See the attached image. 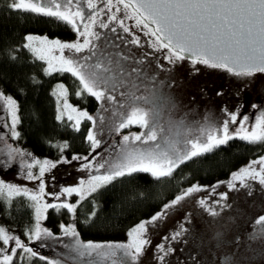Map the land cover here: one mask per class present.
<instances>
[{"label":"snow or ice","instance_id":"snow-or-ice-1","mask_svg":"<svg viewBox=\"0 0 264 264\" xmlns=\"http://www.w3.org/2000/svg\"><path fill=\"white\" fill-rule=\"evenodd\" d=\"M81 3L82 0H9L8 7L13 11L30 12L67 23L83 38L82 43L79 40L77 42H61L58 39L50 41L52 46L47 49V52L51 59H47L46 74L51 75L53 71L69 72L78 78L82 91L90 94L98 102L111 104L113 111L109 113L107 125L104 124L103 115L94 118L87 111L72 107L67 102L63 105L91 122L85 137L90 145V153L100 147L101 140L97 136L102 134L105 127L119 134L126 127L135 124L145 131L132 137L123 135V143L116 148L117 155L103 162L97 161L96 156L90 158V155L81 154H73L70 159L61 155L55 162L49 159L41 161L33 157L29 162L25 157H32L30 152L26 153L11 145L6 152H0V168H10L19 158L25 179L39 181L37 194L29 197L33 202L35 222L30 231L25 233L28 243L21 240L19 235L13 234L11 229L6 230L5 227L0 226V264L22 262L25 253L36 256L37 253L30 246L34 240H41L42 237L61 239L47 227L41 226V216L47 209L57 212L64 209L75 214L78 205L68 200V197L73 194L77 195L79 201L83 199L84 191L89 194L94 193L98 188L110 184L116 178L132 176L136 173H147L153 179L171 177L174 170L181 164L193 157L208 153L215 147L224 146L233 138H240L249 143L264 141V113H261L252 130L249 131L244 125L249 117L247 115L241 117L239 109L226 113L227 118L220 124H215L210 119L208 124L200 128V131L204 133L203 139L194 140L189 138V135L183 134L171 136L169 129L163 124L164 116H168V122L173 131L188 128L186 117L179 121L173 120L168 111L161 112L158 106L153 108L154 102L141 94L144 92V86L149 83L155 85L154 94L162 91L164 85L155 79V73L151 72L144 62L130 59L128 54L116 49L114 44L110 49L107 46L111 43L110 40H105L98 33L89 30L95 23L96 15L103 10L108 13V19L107 22H101V28L107 29L110 23L116 22L124 33H128L129 28L125 25V20H134L136 26L148 30V33L154 37L153 47L168 50L167 59L170 63L173 58L175 60L190 58L194 65L201 63L212 68L225 69L237 77H252L257 73L264 74V0H115V4L113 0H101L102 7H98L93 0H87L88 9L92 10L89 15H85ZM114 12H123V18L112 14ZM110 31L116 33V27L113 26ZM93 36L95 41L91 39ZM39 39L33 34H26L23 48L39 52L40 50L34 49L30 43ZM44 39L48 38L44 37ZM132 42L138 43V40L134 39ZM65 49L75 54L82 53L85 49L88 51L82 56L73 55L71 58H65L63 55ZM57 54L59 66L52 63V60L57 58ZM38 58L46 60L43 54ZM168 83L171 84V82ZM57 87L59 91L54 92L53 95L64 98L65 85L59 84ZM76 94L80 95L79 92ZM0 99L7 101L6 108L9 114L8 122L0 123V126L11 129L10 137L18 139L20 136L19 131L16 130L20 123L18 102L11 95L6 96L2 90H0ZM253 107L256 106L253 105ZM102 111L106 110L102 109ZM78 116L74 117L71 114L66 116V119L71 122L70 127L75 131L80 130L81 120ZM64 119L63 112L58 114V121L63 122ZM230 124L237 125L243 134L235 129L230 132ZM217 132L219 135L216 134ZM58 147L63 153L69 145L65 141ZM72 162H77L80 170L88 173L87 180L80 178L79 186L63 187L59 194L48 193L52 202L41 204V194L46 188L45 173L60 163ZM257 163L264 165V157L250 162L247 168L233 173L231 181H242L241 172L246 173L251 170L255 172L252 179L260 176V183L264 184V174H262L264 167L259 170L251 168L252 164ZM37 166H39L38 171L33 173L32 169ZM231 181L227 184L229 189L236 187ZM220 183L217 182V186ZM5 189L9 196L13 193L28 195L26 188L10 183L5 184L3 180H0V192ZM201 190L206 189L199 184L187 187L170 202L164 204L159 213L135 226L128 233L133 238L131 244L84 243L76 238L64 245L68 250V258L73 260L74 264H79V261L86 257L91 258L88 264H108L109 261L111 264H117L113 258L119 253L120 264H132V261L138 258L144 247L149 244L146 236L147 227L165 218L169 209ZM226 199L227 193L221 194L220 200ZM215 203L219 204V201ZM198 206L204 207L211 216L219 214L204 199L198 200ZM94 215L95 211L92 213V216ZM185 222L191 223V213H186ZM255 223L264 225V215L258 217ZM60 228L63 236L78 237L74 224L68 226L61 224ZM186 231L182 223L180 231L171 237H165L164 240H175ZM261 234L264 235V232ZM223 235L222 232L217 231L216 240L220 241ZM256 238V235H253L252 239ZM175 251V249L167 248L165 243L158 245V264H164L166 258ZM49 264L53 262L50 261ZM224 264H231V261L225 258Z\"/></svg>","mask_w":264,"mask_h":264},{"label":"rangeland","instance_id":"rangeland-1","mask_svg":"<svg viewBox=\"0 0 264 264\" xmlns=\"http://www.w3.org/2000/svg\"><path fill=\"white\" fill-rule=\"evenodd\" d=\"M93 3L100 4L99 7H102L101 0H93ZM113 3L115 4V0H113ZM82 7L85 15L91 11L87 7V0H82ZM112 14L121 18L124 15L123 12H114ZM107 19L108 13L101 10L96 15L95 23L90 26V32L94 31L103 39L110 40L111 43L107 45L110 49H112L114 44L116 49L124 54H128L130 59L144 62L150 71L155 73V79L163 84L164 87L162 91H157L154 94L153 87L155 85L149 83L144 86V92L141 94L147 96L153 102L155 101L161 112L168 111L173 120L179 121L186 117L188 128L173 131L169 125L168 116H164L163 124L169 129L171 136H175L177 131L178 135H189V138L194 140L197 138L203 139L204 133L200 131V128L208 124L210 119L215 124H220L222 120L227 118L226 113L234 112L237 109H239V115L241 117L244 115L249 117L248 121L244 122V125L245 129L251 131L261 113H264V74L257 73L252 77H237L225 69L212 68L201 63L194 65L191 59L187 61L190 64L189 68L186 67L188 65L185 66L183 63H176L174 67H167L160 58L150 53L146 44L136 45V43L132 42L133 36L129 33L130 31H134L131 26V23H133L131 19L125 20V25L129 28L128 33H124L121 26L116 22L110 23L107 29L101 28V22H107ZM113 26L116 27V33L110 31ZM35 36H38L40 39L33 40L30 43L34 49L40 50L39 52H34L37 56L41 54L45 55L46 64L47 59H51V56L47 52V49L52 46L49 43L50 41L58 39L61 42H77L78 40L81 43L83 42V38L77 32L71 39L43 35ZM44 37L48 39L45 40ZM91 39L95 41L94 36ZM87 51L85 49L84 52L75 54L71 50L65 49L63 55L65 58H71L73 55H85ZM58 60L59 56L57 54V58L52 60V63L59 66ZM181 68L184 69L182 70ZM170 77H172L173 81L168 85L167 80ZM59 84L65 85L66 93L64 98H59L54 95L57 104V116L61 112L64 113L65 117L68 114L74 117L78 116V113L72 112L71 108L63 107L64 103L67 102L72 107L83 111V109L69 99L68 89L64 82H56L52 92L59 91L57 87ZM5 95L7 96V94ZM6 104L7 101L5 99H0V123L8 122L9 119ZM253 105L256 107H253ZM153 108H155L154 105ZM102 109L106 111H102ZM112 111L111 104L108 102H99L96 118L103 115L105 117L104 124L107 125L109 122V113ZM83 117L78 116L81 121ZM235 127L237 128V125L230 124L229 131L231 132ZM237 130L239 129L237 128ZM10 131L11 129L0 126V152H6L8 146L11 145L24 150L26 153L30 152L32 157H25L29 162H31L33 157L41 161L44 159H49L53 162L57 161V159H52L49 156L34 153L26 146L21 145L16 138L10 137ZM142 131H145V129L135 124L126 127L119 134L105 127L102 134L97 136L101 140V145L91 156H96L99 162L112 159L117 155L116 148L123 143V135L132 137ZM115 134L116 137H114ZM216 134L219 135V132ZM97 153H99V156H97ZM261 157H264V152L252 158L247 164L233 173L247 168L250 162L258 161ZM38 167L32 169L33 173L38 171ZM262 167L264 165H260L259 163L252 164L251 166L255 170H259ZM232 174L218 181L221 182L219 186H217V182L200 185L206 190L195 192L190 197H186L176 207L169 209L168 215L165 218L159 219L154 224L148 226L146 236L149 244L144 247L139 257L132 261V264H158L157 246L161 243H165L167 248L176 250L174 254H170L166 258L164 264H224L225 258H228L231 264H264V235L261 234L264 232V225H257L255 223L258 217L264 215V184L260 183V176L252 179L255 172L251 170L246 173L241 172L242 181H231ZM80 178L87 180L88 173L80 170L77 162L58 164L57 167L45 173L44 181L46 182V188L45 192L41 194L40 203L52 202L48 193L59 194L63 187L79 186ZM0 180H3L5 184L10 183L21 188H26L28 190V197L37 194L39 181L25 179L24 170L20 167L19 158L10 168H0ZM230 181L236 185L233 189L227 187ZM223 193H227L226 200H220V196ZM88 194L87 191L83 192V196ZM13 195L16 194L13 193L11 196ZM72 196H74V200H78L76 194ZM9 197L6 189L0 192V200ZM61 199H64V197H61ZM199 199H204L219 214L216 216L209 215L204 207L198 206ZM216 201H219V204L215 203ZM161 210L162 208L156 213H159ZM45 212L42 213L40 220L42 227H46L43 224ZM186 213H191L190 224L185 222ZM1 217L3 216L0 213V226L5 227L6 230L11 229L13 234L19 235L21 240L28 243L25 238V233L30 231L32 227L25 233H22L19 229H14L9 226ZM182 223L187 231L175 240L168 239L165 241V237H171L180 231ZM217 231L224 234L220 241H217L215 238ZM53 234L60 236L61 239L53 240L42 237L41 240L32 241L30 246L32 249L35 248L37 250L54 249L61 251L67 257L66 264H74V261L68 258V250L64 245L70 243L75 237L63 236L62 233ZM253 235H256L257 238L252 239ZM132 242L133 238L128 236L121 243L131 244ZM94 243L102 242L94 241ZM116 244L120 243H114L113 245ZM86 259L87 257L82 258L79 264H88L89 259ZM117 259L119 260V255ZM108 264H111V261ZM117 264H120V261Z\"/></svg>","mask_w":264,"mask_h":264},{"label":"trees","instance_id":"trees-1","mask_svg":"<svg viewBox=\"0 0 264 264\" xmlns=\"http://www.w3.org/2000/svg\"><path fill=\"white\" fill-rule=\"evenodd\" d=\"M8 4L9 0H0V90L12 95L18 102L20 123L17 131L20 136L17 141L32 152L52 159L58 160L61 155L70 159L73 154L91 156L94 152L90 153V145L85 139L91 122L83 117L80 130L75 131L66 117L63 122L58 121L52 89L56 82H64L69 99L94 118L99 102L82 91L78 78L71 73L53 71L47 75L46 61L23 48L26 34L70 39L76 31L69 24L54 18L13 11ZM78 92L79 96L76 94ZM234 129L237 130L236 127ZM65 141L69 147L61 153L58 145ZM263 152L264 141L249 143L233 138L226 145L215 147L181 164L171 177L153 179L147 173H136L116 178L79 201L72 196L68 200L77 203L75 214L64 209L58 212L47 209L43 224L52 233H61V224H74L78 233L75 239L84 243L99 241L122 244L135 226L148 220L187 187L221 181ZM4 200H0L1 218L22 233L28 231L35 222L33 202L28 196L17 194ZM94 211L95 215L92 216ZM33 250L36 256L25 253L24 260L14 261V264H49L50 261L53 264H66L67 257L61 251ZM117 257L113 259L118 263Z\"/></svg>","mask_w":264,"mask_h":264},{"label":"flooded vegetation","instance_id":"flooded-vegetation-1","mask_svg":"<svg viewBox=\"0 0 264 264\" xmlns=\"http://www.w3.org/2000/svg\"><path fill=\"white\" fill-rule=\"evenodd\" d=\"M99 6H100V4L98 5V7ZM91 12H92V10L89 11V12H87L86 15H89ZM129 15H131V12L130 11H129ZM132 22L133 23H131L132 24L131 26H132V28H133L134 31H130L129 33L133 36L132 37L133 40L134 39L138 40V43H136V45L142 44V43L146 44L147 45L146 47L150 51V53L153 56H155L157 58H160L162 60L163 64H165L167 67H174V64H176V63L177 64H182L183 63L185 66L188 65L186 67L189 68L190 64H188L187 61H189L190 58H185L183 60H175L173 58V61L170 63L169 60L167 59V57H168V50L167 49H163V48H159L158 49L156 47H153L154 37H152L150 35V33H148V30H145V29H142L141 27L136 26L135 23H134V20H132ZM162 66H164V65H162ZM181 69L183 70L184 68H181ZM172 81H173L172 80V77H170L167 80V84L169 85L168 82H172ZM153 105L155 106V108L158 106V105H156V102L155 101H154ZM177 135H178V132L176 131L175 136H177Z\"/></svg>","mask_w":264,"mask_h":264}]
</instances>
